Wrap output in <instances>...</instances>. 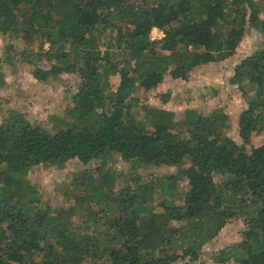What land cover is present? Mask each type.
Wrapping results in <instances>:
<instances>
[{
  "label": "trees",
  "instance_id": "obj_1",
  "mask_svg": "<svg viewBox=\"0 0 264 264\" xmlns=\"http://www.w3.org/2000/svg\"><path fill=\"white\" fill-rule=\"evenodd\" d=\"M249 27L263 41L227 79L245 100L236 136L224 107L165 106L167 77L234 57ZM0 33L15 49L0 58V88L16 56L37 81L78 79L54 129L19 109L1 117L0 264H200L240 219L239 242L218 258L264 264V142L253 144L264 135V0H0ZM152 92L161 104L147 101ZM71 160L86 167L53 206L29 171ZM153 166L177 170L140 174Z\"/></svg>",
  "mask_w": 264,
  "mask_h": 264
},
{
  "label": "rangeland",
  "instance_id": "obj_2",
  "mask_svg": "<svg viewBox=\"0 0 264 264\" xmlns=\"http://www.w3.org/2000/svg\"><path fill=\"white\" fill-rule=\"evenodd\" d=\"M261 41H263L262 33L249 27L234 57L198 67L188 80L167 77L161 89H170L172 97L165 106L178 114L187 107H196L206 112L214 107H224L233 121L229 133L236 136L238 115L245 107V100L237 95L231 96L227 79L232 72L231 68L256 49ZM6 52L15 53L13 41L0 33V58ZM2 71L4 85L0 88V121L9 109H19L31 122L39 123L49 130L54 129V119L51 117L64 114L65 107L76 91L78 79L63 74L58 79L37 81L29 65L19 56L15 58V69L6 64ZM147 101L154 104L162 103L158 92L150 93ZM263 142L264 135L254 137L253 144L259 145ZM247 147L250 149V145ZM98 162L94 160L92 166ZM85 167L86 165H82L77 160L69 161L63 168L40 164L29 171L28 177L37 186L43 199L56 206L64 200L61 190L65 188L66 183H69L73 173ZM114 167L119 171L130 172L132 164L116 155ZM176 170V167L153 166L140 168L139 172L144 178H149L151 175H165ZM186 185L187 181H183L182 187L186 188ZM243 228L244 223L241 219L224 226L220 234L205 246L199 260L200 264H230L222 262L218 258L219 253L222 249L239 242Z\"/></svg>",
  "mask_w": 264,
  "mask_h": 264
},
{
  "label": "built area",
  "instance_id": "obj_3",
  "mask_svg": "<svg viewBox=\"0 0 264 264\" xmlns=\"http://www.w3.org/2000/svg\"><path fill=\"white\" fill-rule=\"evenodd\" d=\"M163 36V32L159 30L158 28H154L151 32V38L152 39H158Z\"/></svg>",
  "mask_w": 264,
  "mask_h": 264
}]
</instances>
